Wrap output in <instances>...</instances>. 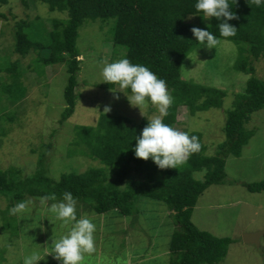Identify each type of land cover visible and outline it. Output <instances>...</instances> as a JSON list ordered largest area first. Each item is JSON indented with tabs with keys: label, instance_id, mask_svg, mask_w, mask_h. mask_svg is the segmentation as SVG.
Instances as JSON below:
<instances>
[{
	"label": "rangeland",
	"instance_id": "374dc122",
	"mask_svg": "<svg viewBox=\"0 0 264 264\" xmlns=\"http://www.w3.org/2000/svg\"><path fill=\"white\" fill-rule=\"evenodd\" d=\"M26 2L7 0L0 4V12L5 14L0 17V169L17 168L23 176L34 174L38 171V155L45 151L43 145L48 143L53 145V151L47 157V173L56 180L62 172L78 173L91 167H104L99 159L89 157L76 145L69 144L74 136V126L96 125L105 106H110L107 113L123 115L131 123L152 118L159 112L156 106L148 103L141 109L143 116L139 108L130 106L123 92L117 90L115 95L119 99H114L110 88L104 87L101 69L104 63L123 57L121 52L115 53L114 50L121 51L122 47L113 45V20L96 18L86 19L78 28L75 43L80 66L75 88L77 103L71 116L61 120V112L66 107L63 90L68 74L65 65H46L42 74L41 63L36 60L47 56L48 49H30L20 55L14 49V34L16 21L23 19L29 24L26 32L45 43L53 21L60 22L67 18V14L50 10L43 2ZM190 19L198 20L197 17ZM238 49L239 45L220 38L215 49L198 45L187 54L181 67L183 78L226 91L220 108H210L194 116L188 115L184 106L177 110L174 127L180 131L199 132L205 145L204 152L208 155L215 154L217 146L225 140L222 127L226 113L232 108L235 95L243 91L250 75L233 68L239 56ZM252 63L254 75L264 78V57ZM13 66H17L19 75L11 78L6 69ZM15 78L20 83L14 84ZM246 127L254 132L238 156L230 154L226 157L225 182L210 184L199 195L191 215L192 222L199 229L231 238L225 256L213 264H264V233L259 236L258 244L243 240L246 233L264 231V190L251 192L243 185L264 178V108L251 115ZM112 170L114 167L108 170L111 176ZM204 173L205 169L194 172L193 176L202 180ZM28 199L30 208L36 206L45 218L43 222L34 220V223V215L30 213L31 224L26 222L21 231L17 228L21 241L13 237L12 228L17 227L16 222L24 224L27 219L10 215L11 207L6 209L7 200L0 195V264H22L23 257L33 250H38L42 257L46 256L38 264H58L47 252L52 239L65 233L67 226H62L47 213L48 202ZM78 206L77 202V217L87 214L96 226L95 250L85 254L83 264H168L174 222L164 204L138 199L139 213L130 218L117 214L115 217L111 212L93 213L85 202L81 209Z\"/></svg>",
	"mask_w": 264,
	"mask_h": 264
},
{
	"label": "trees",
	"instance_id": "16d2710c",
	"mask_svg": "<svg viewBox=\"0 0 264 264\" xmlns=\"http://www.w3.org/2000/svg\"><path fill=\"white\" fill-rule=\"evenodd\" d=\"M28 1L43 2L50 10L65 11L67 14V18L62 21H53L45 43L37 41L31 33L26 32L29 24L23 19L16 21L14 34V49L20 55H25L30 49H48L47 56L36 60L41 63L42 74L46 65H65L68 74L63 90L66 107L61 112V120L71 116L77 103L75 88L80 66L75 43L78 28L86 19L96 18L113 20L112 42L114 47H122L121 51L114 49L115 53L121 52L131 62L147 66L166 81L173 103L167 115L162 118L164 123L174 127L180 106H184L190 116L222 106L226 95L224 89L181 76L184 58L199 45L190 29L193 26L208 27L209 31L219 37V22L215 18L203 19L200 16L202 13H198L194 7L196 0ZM6 2L0 0V4ZM229 3L237 16V19L229 21L237 28L236 35L220 38L239 45V56L233 68L250 75L243 91L235 95L233 106L226 113L222 127L225 140L217 146L215 154L204 152L205 145L199 132H188L198 137L201 150L193 153L182 168L159 169L151 159L145 161L134 155L135 136L140 134L147 119L131 123L123 115L101 112L96 125L76 124L69 144L82 149L85 155L99 159L105 166L91 167L78 173L62 172L56 180L48 175L46 163L53 145H43L45 151L38 155V171L34 174L23 176L17 168L0 169V195L7 200L6 209L18 202L28 201V198L41 200L50 194H55L56 200H60L62 194L69 191L76 198L80 206L78 209L85 202L93 213L111 212L115 216L130 218L139 213L136 206L138 199L150 200L164 204L174 222L169 241L168 264H213L222 259L231 238L215 236L194 225L191 220L193 207L199 195L210 184L225 182L226 157L240 154L254 132L246 127L251 115L264 108V78L254 75L252 63L264 57V4L257 6L255 0H229ZM0 17H5V14L0 12ZM191 17H197L198 20L192 21ZM6 70L11 78L19 75L17 66ZM14 81V84L20 83L16 78ZM104 87L113 88L114 85L105 82ZM125 91L128 92L127 89ZM110 167H114L112 176L108 173ZM204 169L202 180L193 176L194 172ZM243 185L251 192H260L264 190V178ZM46 202L50 205L55 201ZM30 213L34 215L32 222L44 221L45 214L36 206L35 209L29 206L27 216L22 217V220L27 219L24 224L16 222L17 227L15 225L12 228V235L17 240H23L19 238L17 228L21 231L26 222L31 224ZM37 226L34 228L37 229Z\"/></svg>",
	"mask_w": 264,
	"mask_h": 264
},
{
	"label": "clouds",
	"instance_id": "9594fccd",
	"mask_svg": "<svg viewBox=\"0 0 264 264\" xmlns=\"http://www.w3.org/2000/svg\"><path fill=\"white\" fill-rule=\"evenodd\" d=\"M257 6L264 4V0H255ZM202 18L211 20L215 18L219 30V37L207 28L193 26L190 31L196 38L197 43L207 49H215L220 42V37L228 38L236 35L237 28L229 21L237 19L236 13L231 10L229 0H196L194 5ZM102 81L109 85H116L110 88L115 95L119 90L126 95L130 106L142 108L148 103L156 106L159 115L152 118L147 117V124L135 136L134 155L139 159L151 161L159 168H174L185 164L188 158L201 150V144L196 135L163 122L167 115L173 98L168 92L166 81L159 78L147 66L133 63L127 57H122L110 63H104L101 69ZM127 89L126 93L124 90ZM104 113L110 111V106H105ZM47 200L55 202L47 206V213L55 220H59L62 226H67V231L58 238L52 239L51 248L47 255H51L58 264H83L85 254L94 252L95 224L85 214L77 217V200L69 191L62 194L60 200H56L55 194L42 197L41 202ZM30 201H21L9 209L10 215L25 216ZM46 257V256H45ZM38 250H33L23 257L22 264H38L45 259Z\"/></svg>",
	"mask_w": 264,
	"mask_h": 264
},
{
	"label": "water",
	"instance_id": "95a60500",
	"mask_svg": "<svg viewBox=\"0 0 264 264\" xmlns=\"http://www.w3.org/2000/svg\"><path fill=\"white\" fill-rule=\"evenodd\" d=\"M264 233V231H257V232H252V233H246L243 235V240L245 242H253L258 244L259 242V236Z\"/></svg>",
	"mask_w": 264,
	"mask_h": 264
},
{
	"label": "crops",
	"instance_id": "0c3cea01",
	"mask_svg": "<svg viewBox=\"0 0 264 264\" xmlns=\"http://www.w3.org/2000/svg\"><path fill=\"white\" fill-rule=\"evenodd\" d=\"M114 214V213H113ZM116 217V216H115Z\"/></svg>",
	"mask_w": 264,
	"mask_h": 264
}]
</instances>
